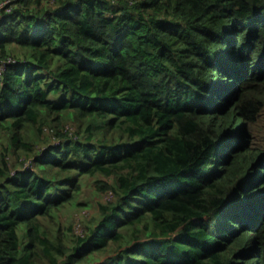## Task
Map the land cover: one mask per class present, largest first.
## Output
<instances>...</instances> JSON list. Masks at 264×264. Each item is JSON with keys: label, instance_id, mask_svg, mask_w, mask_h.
I'll return each instance as SVG.
<instances>
[{"label": "trees", "instance_id": "16d2710c", "mask_svg": "<svg viewBox=\"0 0 264 264\" xmlns=\"http://www.w3.org/2000/svg\"><path fill=\"white\" fill-rule=\"evenodd\" d=\"M1 64L0 264H264V0H17Z\"/></svg>", "mask_w": 264, "mask_h": 264}, {"label": "rangeland", "instance_id": "374dc122", "mask_svg": "<svg viewBox=\"0 0 264 264\" xmlns=\"http://www.w3.org/2000/svg\"><path fill=\"white\" fill-rule=\"evenodd\" d=\"M28 49L16 46V45H11L10 47V56L14 57V59H18L20 62L25 63L26 61H28L29 59H31V55ZM55 65V63H54ZM54 65H52L54 67ZM62 97V94H57V95H51V99L52 101L58 100ZM74 124V119L73 117H70V115H65L63 122L62 123H70ZM74 122V123H73ZM74 125L77 126V123H75ZM250 130L253 129L252 125L249 128ZM51 130L48 129L47 127L45 128V133H50ZM2 135L6 134V131L4 130V132H1ZM48 136V135H47ZM44 137L41 140H45L46 136H41V138ZM251 141H250V145L254 146V147H260L262 145L261 143V139L259 137V134L256 132V130H253L252 132V136H251ZM46 144V142H44L43 144L38 145V148L41 147V145L44 146V148L46 149L47 146L44 145ZM51 144V143H50ZM42 146V147H43ZM49 146V145H48ZM41 151L44 149H40ZM9 162L14 166L16 163H13L16 161L17 157L13 156L12 154L9 155L8 157ZM17 166L22 167L19 165V163L17 162ZM33 169H36V166L33 165L32 166ZM21 170V168H20ZM103 180H107L109 182L108 179H103L101 176H99L98 174L94 176V178L91 177H87L85 175L80 176L79 177V183L81 184V189L80 191L76 192V196L75 199L72 201V203L67 204L60 212L59 214V222L62 224V226L65 228H68L70 226H73V223H75V221L80 217H82L85 213L89 214V218L93 219V217H95L98 214V205L100 203H104L107 198L109 197V191L107 192H101L98 189V184L97 182H101ZM82 219V218H81ZM20 229H24V226L22 225ZM67 235H66V243L68 246L72 245V236L70 234V231H66ZM73 234V233H72ZM109 252V251H108ZM111 254V251L106 255V256H102L100 257V259L97 261L94 258H88L87 261L90 263H95V262H100L101 260H104L106 257H108Z\"/></svg>", "mask_w": 264, "mask_h": 264}, {"label": "built area", "instance_id": "2783aa9c", "mask_svg": "<svg viewBox=\"0 0 264 264\" xmlns=\"http://www.w3.org/2000/svg\"><path fill=\"white\" fill-rule=\"evenodd\" d=\"M17 0H2L0 1V23L2 19L9 14L13 3ZM130 5L138 4L139 2L145 1V0H127ZM54 2V1H53ZM120 0H112V3L115 5L119 4ZM3 10V13L1 11ZM4 66L1 64L0 65V70H3ZM34 158L30 159L27 161V163L24 165L23 168H21L22 171L24 170H33L32 166L34 165ZM112 198V193L109 192V197L107 198L106 201L110 200ZM105 201V202H106ZM89 214H84L80 219L78 218L75 223H73V233L75 236L83 237L85 234V227H84V221L85 219L89 218ZM82 218V219H81Z\"/></svg>", "mask_w": 264, "mask_h": 264}, {"label": "crops", "instance_id": "0c3cea01", "mask_svg": "<svg viewBox=\"0 0 264 264\" xmlns=\"http://www.w3.org/2000/svg\"><path fill=\"white\" fill-rule=\"evenodd\" d=\"M22 237H23V239H24V242H26V235H25V231H24V229H22Z\"/></svg>", "mask_w": 264, "mask_h": 264}]
</instances>
